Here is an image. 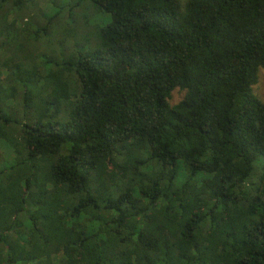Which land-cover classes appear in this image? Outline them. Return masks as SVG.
<instances>
[{"label": "trees", "instance_id": "trees-1", "mask_svg": "<svg viewBox=\"0 0 264 264\" xmlns=\"http://www.w3.org/2000/svg\"><path fill=\"white\" fill-rule=\"evenodd\" d=\"M26 1L0 0V264H264V0H76L109 20L62 62L24 53L54 15L6 26Z\"/></svg>", "mask_w": 264, "mask_h": 264}, {"label": "rangeland", "instance_id": "rangeland-1", "mask_svg": "<svg viewBox=\"0 0 264 264\" xmlns=\"http://www.w3.org/2000/svg\"><path fill=\"white\" fill-rule=\"evenodd\" d=\"M177 1L183 5L186 0ZM22 6L24 7L22 12L11 11L9 13L10 16L6 20V26L15 20L13 23L15 27L21 28L23 25L20 21L24 23L30 15L32 25L29 31L34 32L36 29L48 28V16L54 15L48 34L41 33L36 39L32 38L31 42L29 44L27 43L26 48L24 47V53L38 54L42 61L62 62L67 59L70 55L68 51L75 40H79L74 42L78 48L84 50L91 49L93 47L91 43L81 40L85 37L92 39L96 25H103L109 20L108 16L101 15L100 13L99 15L103 17L99 20L98 14L92 7L82 1L77 3L76 0H27ZM66 34H69V36ZM61 39L64 40L63 45L60 43ZM4 40L0 39V45L5 42ZM10 44L13 46L10 52H14L16 46L20 47L18 45L24 43L20 40L17 42L8 41L7 49L5 51L2 48L0 49L1 60H3L2 58L10 56V52H8ZM74 48L75 45L73 50ZM253 93L258 99L264 101V69L258 71V79L253 86ZM183 94L178 89L174 90L169 99V103L175 105L181 100ZM9 155L8 150L0 146V159L7 161L8 157H10Z\"/></svg>", "mask_w": 264, "mask_h": 264}]
</instances>
